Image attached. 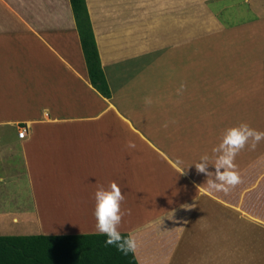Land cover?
Masks as SVG:
<instances>
[{"label":"crops","instance_id":"obj_1","mask_svg":"<svg viewBox=\"0 0 264 264\" xmlns=\"http://www.w3.org/2000/svg\"><path fill=\"white\" fill-rule=\"evenodd\" d=\"M243 1L85 0L105 97L70 0H0V235L99 233L94 193L116 182L139 264H264V140L228 193L193 165L228 127L264 131V18Z\"/></svg>","mask_w":264,"mask_h":264},{"label":"trees","instance_id":"obj_2","mask_svg":"<svg viewBox=\"0 0 264 264\" xmlns=\"http://www.w3.org/2000/svg\"><path fill=\"white\" fill-rule=\"evenodd\" d=\"M70 3L90 83L109 97L85 0ZM106 239L100 233L0 235V264H139L134 252L124 254Z\"/></svg>","mask_w":264,"mask_h":264},{"label":"clouds","instance_id":"obj_3","mask_svg":"<svg viewBox=\"0 0 264 264\" xmlns=\"http://www.w3.org/2000/svg\"><path fill=\"white\" fill-rule=\"evenodd\" d=\"M164 127H167V124ZM262 140H264V131H258L247 123L241 122L226 128L221 133L220 142L213 149L215 162L211 163L209 157L205 155L193 164L198 173L208 177L206 182L208 190L228 193L231 188L241 183L235 158L245 147L250 146L254 149ZM128 146L135 147L131 142ZM210 164L215 167L214 173L208 171ZM94 200L95 228L97 232L107 237L105 243L115 245L117 250L124 254L134 252L138 246L135 236L131 234L127 237L122 236L119 230L123 217L121 204L124 201V195L118 184L111 182L107 187L98 185Z\"/></svg>","mask_w":264,"mask_h":264},{"label":"rangeland","instance_id":"obj_4","mask_svg":"<svg viewBox=\"0 0 264 264\" xmlns=\"http://www.w3.org/2000/svg\"><path fill=\"white\" fill-rule=\"evenodd\" d=\"M239 3H240V12H239L240 13V18H246L247 17V10H246V8L248 7L247 6V3H245L243 0H239ZM248 4L250 5V7L252 9L255 10L256 14L257 13H259L260 15L263 14L262 17L264 18V0H249ZM250 14H251V12H250ZM258 18H261V17H258ZM250 27H253V26H250ZM254 27L255 28H259L260 30H264V22L254 23ZM251 32H252V30H250V33ZM227 41H228V39L225 38V37H223L222 40H220L217 43V45L218 46H221V45H223ZM215 52H216V49H215L214 53ZM195 53L196 52H194V51L192 52L191 58L197 57V56H201V57L206 58V59H202V60H206L207 61V64L214 62L215 63V66H216V55H214V53H213V55H211L209 51L206 52V53H203L202 55H199V54L195 55ZM221 57L222 56L219 55L217 58H221ZM148 82H150V81H148ZM145 83H147V82H145ZM262 91H263V88L261 86L259 92L261 93ZM161 93H163V90L161 91ZM181 263H183V262H181ZM181 263L179 261H177V263H174V264H181Z\"/></svg>","mask_w":264,"mask_h":264},{"label":"built area","instance_id":"obj_5","mask_svg":"<svg viewBox=\"0 0 264 264\" xmlns=\"http://www.w3.org/2000/svg\"><path fill=\"white\" fill-rule=\"evenodd\" d=\"M18 137L23 138L25 135V128L20 127L17 133Z\"/></svg>","mask_w":264,"mask_h":264}]
</instances>
